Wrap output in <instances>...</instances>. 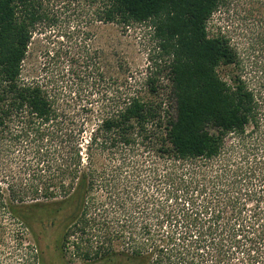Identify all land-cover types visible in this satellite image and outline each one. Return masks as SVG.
<instances>
[{"label": "trees", "instance_id": "1", "mask_svg": "<svg viewBox=\"0 0 264 264\" xmlns=\"http://www.w3.org/2000/svg\"><path fill=\"white\" fill-rule=\"evenodd\" d=\"M41 1L0 0V264H47L49 230L60 264H233L231 249L241 246L248 259L241 264L262 257L254 254H264L263 217L218 226L219 184L206 194L207 164L225 137L258 118L256 94L241 76L227 82L217 74L239 65L229 38L207 29L224 0H102L98 22L149 23L156 57L147 95L132 86L122 102L111 96L88 140L86 126L42 84L21 80L32 33L45 18ZM162 75L164 88L156 85ZM96 154H106L105 163ZM142 172L160 184L157 234L146 222L138 227L137 209L151 201ZM237 202L227 197L225 205ZM111 221L119 222L113 236ZM242 234L249 238L240 244Z\"/></svg>", "mask_w": 264, "mask_h": 264}, {"label": "rangeland", "instance_id": "2", "mask_svg": "<svg viewBox=\"0 0 264 264\" xmlns=\"http://www.w3.org/2000/svg\"><path fill=\"white\" fill-rule=\"evenodd\" d=\"M100 7L102 0H42L40 8L45 18L35 26L20 76L25 82L42 84L69 115L82 122L86 126V140L97 123L101 106L111 96L122 102L132 86L147 95L145 77L150 60L156 57L148 22L129 28L98 22L96 13ZM207 29L210 35L225 34L238 55L239 65L219 67V77L228 82L231 76L240 75L255 92L258 102L257 121L241 134L227 135L219 156L206 168L210 181L206 194L212 183H218L221 188L217 197L221 211L218 226L226 224L238 228L242 220L244 225L250 216L264 219V0H224L207 22ZM157 84L164 88L166 78L162 75ZM105 156L96 154L99 166L105 163ZM154 164L152 168L159 171L158 162ZM154 178L155 173L142 172L146 195L151 201L148 210L146 206H139L137 222L138 227L146 222L151 232L157 234L160 230L157 204L162 197L158 191L160 184ZM95 192L105 201V193ZM227 197L238 198L237 204L227 207ZM142 198L138 195L139 202ZM105 207L112 220L115 209ZM147 212V218L141 219L142 213ZM111 222L107 233L113 236L112 228L116 229L115 224L119 222ZM165 227L164 224L163 229ZM248 238L249 234H242L236 239L243 244ZM53 242V232L49 230L44 241L45 260L47 264H60ZM243 248L231 249L235 257L233 264H241L242 256L248 262ZM261 252L254 256L262 257L249 264H264ZM5 260L9 263L7 258ZM72 262L80 263L77 259Z\"/></svg>", "mask_w": 264, "mask_h": 264}]
</instances>
